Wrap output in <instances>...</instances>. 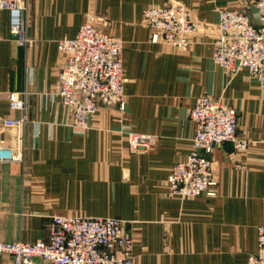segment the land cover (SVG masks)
Segmentation results:
<instances>
[{
    "label": "crops",
    "instance_id": "1",
    "mask_svg": "<svg viewBox=\"0 0 264 264\" xmlns=\"http://www.w3.org/2000/svg\"><path fill=\"white\" fill-rule=\"evenodd\" d=\"M168 0H28V35L19 46L8 11H0V113L12 93H24L30 123L24 162L0 163V242L49 238L53 216L117 217L133 234L134 264H248L264 224V88L244 68L230 74L212 60L220 10L247 12L251 0H173L203 22L188 51L152 42L143 21L148 7ZM123 40L125 110L102 105L86 135L67 126L69 110L51 93L64 58L58 41L74 38L87 17ZM223 99L238 112V133L251 144L225 143L212 161L217 195H168L173 165L185 159L195 126L189 117L200 95ZM123 124L150 137L132 152ZM15 130L0 131L12 145ZM0 254V264H11ZM33 264H51L41 258Z\"/></svg>",
    "mask_w": 264,
    "mask_h": 264
},
{
    "label": "built area",
    "instance_id": "2",
    "mask_svg": "<svg viewBox=\"0 0 264 264\" xmlns=\"http://www.w3.org/2000/svg\"><path fill=\"white\" fill-rule=\"evenodd\" d=\"M257 23L247 12L220 10L214 42L213 63L230 74L248 69L260 88H264V0H251ZM28 0H0V11L11 17V33L19 46L33 40L28 35ZM143 21L154 32L152 42L169 44L179 51L191 48V37L203 22L195 19L183 4L168 0L162 6L148 7ZM64 58L53 98L69 110L67 126L78 135H86L102 105L125 110L123 40L103 31L96 17L89 15L77 35L61 39L57 45ZM11 110L21 116L10 118L0 113V131L15 130L12 145L0 141V163L24 162V129L30 118L26 112L24 93H12ZM195 126L192 146L187 157L176 162L168 176V195L180 199L217 195L211 154L215 147L230 143L239 152L249 149L251 142L238 133V112L223 99L204 94L195 99L190 109ZM129 149H147L150 137L134 133L123 124ZM135 239L124 231V221L117 217L53 216L46 241L1 243L0 254L9 255L11 264H33L41 258L51 264H134ZM248 264H264V224L257 227V252L248 257Z\"/></svg>",
    "mask_w": 264,
    "mask_h": 264
}]
</instances>
